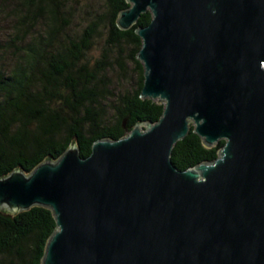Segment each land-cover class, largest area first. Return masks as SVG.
Returning a JSON list of instances; mask_svg holds the SVG:
<instances>
[{
	"label": "water",
	"instance_id": "obj_1",
	"mask_svg": "<svg viewBox=\"0 0 264 264\" xmlns=\"http://www.w3.org/2000/svg\"><path fill=\"white\" fill-rule=\"evenodd\" d=\"M140 13V96L155 122L99 138L85 157L73 138L54 160L0 177V210L47 208L54 229L40 264H264V0H125ZM214 159L170 161L187 132Z\"/></svg>",
	"mask_w": 264,
	"mask_h": 264
},
{
	"label": "trees",
	"instance_id": "obj_2",
	"mask_svg": "<svg viewBox=\"0 0 264 264\" xmlns=\"http://www.w3.org/2000/svg\"><path fill=\"white\" fill-rule=\"evenodd\" d=\"M103 2L99 19L75 29V0H0L11 54L7 67H0V177L15 168L28 173L46 157L56 159L72 138L78 155L85 157L94 140L118 139L135 123L160 116L163 103L140 96L142 65L136 58L141 41L134 30L149 22L150 13L119 29L117 12L129 4ZM99 32L102 45L89 58ZM127 62L135 71L134 85L115 90L116 75L124 74ZM223 141L205 146L189 123L169 159L179 170L208 162ZM54 226L50 211L41 206L13 215L0 210V264H40Z\"/></svg>",
	"mask_w": 264,
	"mask_h": 264
},
{
	"label": "rangeland",
	"instance_id": "obj_3",
	"mask_svg": "<svg viewBox=\"0 0 264 264\" xmlns=\"http://www.w3.org/2000/svg\"><path fill=\"white\" fill-rule=\"evenodd\" d=\"M76 5L74 8V18L73 28L80 29V27L88 19L95 18L99 19L104 10L103 0H75ZM8 21L6 19L0 18V67L5 66L11 60L10 51L6 49L5 46V29H8ZM102 33L99 32L94 38L93 45L89 51H87V56L93 58L99 51L102 45ZM2 63V64H1ZM116 81H114L113 88L115 90L132 87L136 79L135 71L132 70V64L130 62L126 63V70L124 74L120 77L116 75Z\"/></svg>",
	"mask_w": 264,
	"mask_h": 264
}]
</instances>
